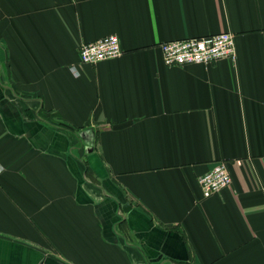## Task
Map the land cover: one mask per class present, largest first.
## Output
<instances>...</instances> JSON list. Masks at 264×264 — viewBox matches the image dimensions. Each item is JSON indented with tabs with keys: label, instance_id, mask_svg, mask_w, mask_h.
<instances>
[{
	"label": "crops",
	"instance_id": "obj_1",
	"mask_svg": "<svg viewBox=\"0 0 264 264\" xmlns=\"http://www.w3.org/2000/svg\"><path fill=\"white\" fill-rule=\"evenodd\" d=\"M222 31L235 59L164 62ZM0 264H264V0H0Z\"/></svg>",
	"mask_w": 264,
	"mask_h": 264
},
{
	"label": "built area",
	"instance_id": "obj_2",
	"mask_svg": "<svg viewBox=\"0 0 264 264\" xmlns=\"http://www.w3.org/2000/svg\"><path fill=\"white\" fill-rule=\"evenodd\" d=\"M234 33L222 31L209 36L174 39L161 44L164 62L169 65L208 64L220 58L237 57ZM123 52L117 34H108L80 46L81 62L95 64L120 56ZM75 69V67H74ZM232 182L227 162L219 161L215 167L200 177L205 196L220 192Z\"/></svg>",
	"mask_w": 264,
	"mask_h": 264
},
{
	"label": "water",
	"instance_id": "obj_3",
	"mask_svg": "<svg viewBox=\"0 0 264 264\" xmlns=\"http://www.w3.org/2000/svg\"><path fill=\"white\" fill-rule=\"evenodd\" d=\"M129 207H130V206H129L128 204H126V205L124 206V209H125V210H128Z\"/></svg>",
	"mask_w": 264,
	"mask_h": 264
}]
</instances>
